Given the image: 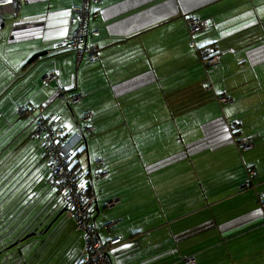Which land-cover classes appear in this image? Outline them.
<instances>
[{
  "label": "crops",
  "instance_id": "1",
  "mask_svg": "<svg viewBox=\"0 0 264 264\" xmlns=\"http://www.w3.org/2000/svg\"><path fill=\"white\" fill-rule=\"evenodd\" d=\"M80 2L28 0L16 18L3 16L0 140L30 137L39 114L24 118L25 107L60 114L66 140L79 136L75 147L86 149L83 173L101 172L92 219L102 241L122 239L108 250L112 264H264V0L93 2L87 45L98 60L76 65L66 43ZM189 16L209 27L190 35ZM207 48L215 66L203 63ZM48 72L56 79L45 84ZM239 138L252 148L239 150ZM71 235L58 236L44 264H62Z\"/></svg>",
  "mask_w": 264,
  "mask_h": 264
},
{
  "label": "built area",
  "instance_id": "2",
  "mask_svg": "<svg viewBox=\"0 0 264 264\" xmlns=\"http://www.w3.org/2000/svg\"><path fill=\"white\" fill-rule=\"evenodd\" d=\"M28 0H0V26L3 16L10 14L13 18L17 17L19 8L22 3ZM101 0H81L78 6L72 8V21L75 23L74 32L67 39V47L73 53L75 64L85 62L89 65L94 64L98 60L97 50L88 47L87 37L89 35V20L96 15V12L91 13L90 8L93 2H100ZM186 26L188 33L194 35L209 27L206 20L198 19L194 16L186 18ZM96 32H91L95 34ZM211 56H208V54ZM203 63L206 67L215 66L219 63V56L208 51L203 52ZM56 79L55 72H48L43 81L45 84ZM78 98L71 96L65 100L66 105L70 109V105L76 104ZM220 103H227V99L220 98ZM24 109V114L38 111L40 117L36 121V135H43V148L46 153L49 164L53 168L51 183L59 187V195L65 203V208L72 215L74 219L75 230L83 234V245L81 248V262L80 264H111L108 257V249L122 242L120 237H113L106 241H102L98 234V228L91 217L93 207L97 204V194L93 188V180L100 177L101 172L95 171L89 178L88 186L80 184L76 180V174L67 168L70 154L75 147V143L80 140L79 136H74L70 140H66L65 130L61 123L59 115L46 116L44 107L32 109L27 112ZM44 112V113H43ZM37 117V118H38ZM90 114H84L80 118V122L84 126V131L88 134L92 132V127L88 125ZM239 150L247 151L252 148L250 139H242L237 143ZM101 160H95L94 165L98 168ZM255 176V172L249 171V177ZM115 205V200L105 202L106 207ZM260 212L264 216V199L259 201L258 206ZM104 229L110 233L113 222L104 224ZM185 264H194L193 257H184Z\"/></svg>",
  "mask_w": 264,
  "mask_h": 264
},
{
  "label": "trees",
  "instance_id": "3",
  "mask_svg": "<svg viewBox=\"0 0 264 264\" xmlns=\"http://www.w3.org/2000/svg\"><path fill=\"white\" fill-rule=\"evenodd\" d=\"M204 50L208 51V48ZM208 56H211V54L209 53ZM58 109L63 110L61 103L55 107L56 111ZM51 110L54 112V108H47L46 116L51 115ZM25 111L29 112L31 108H27ZM54 115L60 116V114L55 113ZM29 116L31 114L23 115L24 118H28ZM37 117L34 120V129L29 132L30 137H25L23 142L14 147H10L17 133H14L12 137H6L5 140H0V258L7 256V248L12 246L17 240L23 239L28 232L31 231L36 234L42 226L46 225L41 229L44 232L47 224L54 220L51 218L54 215L53 210L57 204L61 203L63 205L62 211L68 212L65 208L64 201L60 198L59 187L51 183L53 168L49 164L43 148V135L38 136L35 134L36 121L40 118ZM242 139L246 138H239L237 143ZM33 140L37 141L34 145H32ZM82 149L83 147L78 146L73 148L67 168L76 174L78 183L84 184L87 187L89 184V176L92 175H86L82 171L84 168L81 167L80 160L84 157V153H86V149H83L84 151ZM34 150L37 153L36 159L39 160V163L46 159L47 164L43 170H40L37 180L35 178L31 181V175L28 174L34 168L31 167L29 171H27V168L30 166V160L35 157ZM18 186L20 188L17 190ZM91 217L93 218L92 212ZM61 233L62 230L59 233L54 232V235L48 242L57 243V238ZM45 235L49 237L48 232ZM81 235L83 238L82 233ZM54 236L56 237L53 239ZM7 239L10 240L5 243L4 241ZM47 240L48 238L44 242ZM76 244V241L73 239L72 245L67 251V253L70 252L72 255L71 264H80L81 262V249L79 250ZM46 251L48 250H45L43 253ZM37 257L35 254H31L29 260L36 263Z\"/></svg>",
  "mask_w": 264,
  "mask_h": 264
},
{
  "label": "rangeland",
  "instance_id": "4",
  "mask_svg": "<svg viewBox=\"0 0 264 264\" xmlns=\"http://www.w3.org/2000/svg\"><path fill=\"white\" fill-rule=\"evenodd\" d=\"M9 55H13V53H10ZM24 140L23 139H20L19 141L15 140V143L13 141L11 147L18 145L19 143L23 142ZM38 163H39V160L36 159V156L34 158H32L29 162L30 166H29V168H27V171H29L31 167L34 168L28 174V175H31V181H33L35 178H36L35 180H37V176L40 173V170H43V168L46 167L47 160L45 159L42 162H40L39 164ZM20 186H18L17 190L20 188ZM62 208H63V205L60 203L57 204V206H55V208L53 210L54 215L51 218L54 220L51 223L47 224V227L45 228L44 232L41 231V229L44 228V226H46V225L42 226L35 235H33V232L30 231L26 235L27 236L26 239L17 240L16 243L17 242H19V243L17 245H15L12 249L7 250L8 255L0 258V264H13L17 259L21 258L22 254L27 256L28 260H29V257L31 254L32 255L35 254L36 256L39 257L40 255L43 254V252L45 250H49V251L55 250L56 251L58 249V243H52V242H48V241L54 235V232L59 233L60 230H62V233H67V232L72 233L71 236L73 238L78 236L77 242L79 245H81V242H80L81 233H78L75 231L74 220L72 219V221H70V220L68 221L67 220V214H66V212L62 211ZM59 212H60V214H58ZM64 220H66V222ZM46 232H48L49 237H47V235H45ZM55 237L56 236H54L53 239ZM47 238H48V240L46 242H44ZM9 240L10 239H7L4 242L7 243ZM66 242L68 245L71 242V240L69 241L68 237H66ZM47 247H48V249H47ZM45 255L46 254H43V256L39 257L41 259L38 261L37 264H44V262H45L44 256ZM66 256H67V252L64 255V260H63L62 264H64L66 262ZM60 263H61V260L59 263H57V259H54L51 262V264H60Z\"/></svg>",
  "mask_w": 264,
  "mask_h": 264
},
{
  "label": "water",
  "instance_id": "5",
  "mask_svg": "<svg viewBox=\"0 0 264 264\" xmlns=\"http://www.w3.org/2000/svg\"><path fill=\"white\" fill-rule=\"evenodd\" d=\"M46 53L47 52H45V53H43V54H35V55H33L29 60H28V64H32V63H34V61L35 60H38V58H40V57H42L43 55H46ZM67 107H68V105H66ZM33 235H35L34 233H33ZM27 238V236L25 237V238H23V239H26ZM19 242H15L12 246H10L9 248H11V247H13V246H15V245H17ZM9 248H7V249H9Z\"/></svg>",
  "mask_w": 264,
  "mask_h": 264
}]
</instances>
